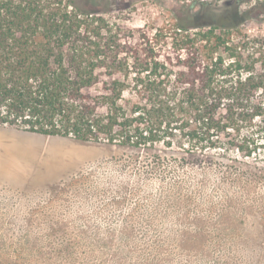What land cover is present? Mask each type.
Here are the masks:
<instances>
[{
  "label": "trees",
  "instance_id": "obj_1",
  "mask_svg": "<svg viewBox=\"0 0 264 264\" xmlns=\"http://www.w3.org/2000/svg\"><path fill=\"white\" fill-rule=\"evenodd\" d=\"M83 1L0 0V127L98 140L173 186L199 164L237 196L264 193V32L251 30L264 2L228 5L207 22L131 27ZM229 202L223 210L251 207ZM173 205L189 225L192 198L177 187ZM186 231L175 245L193 252ZM108 247L116 259V242ZM0 264L20 261L1 246Z\"/></svg>",
  "mask_w": 264,
  "mask_h": 264
},
{
  "label": "clouds",
  "instance_id": "obj_2",
  "mask_svg": "<svg viewBox=\"0 0 264 264\" xmlns=\"http://www.w3.org/2000/svg\"><path fill=\"white\" fill-rule=\"evenodd\" d=\"M0 147V243L11 260L20 264H217V260L253 264L252 248L243 236L216 251L213 259L175 245L176 235L186 230L180 222L184 210L173 205L177 187L181 196L192 198V215L213 223L227 202L237 198V186L225 181L217 169L186 165L176 173L179 185L173 186L158 173L137 168L136 158L115 154L98 140L62 137L46 146L28 139ZM126 190L138 194L135 205L127 200L116 203ZM251 224L248 220L245 228ZM109 240L116 242V259H108Z\"/></svg>",
  "mask_w": 264,
  "mask_h": 264
},
{
  "label": "rangeland",
  "instance_id": "obj_3",
  "mask_svg": "<svg viewBox=\"0 0 264 264\" xmlns=\"http://www.w3.org/2000/svg\"><path fill=\"white\" fill-rule=\"evenodd\" d=\"M258 1L264 2V0H99V7L113 23L131 27H144L145 25L160 27L171 23L179 16L186 17L195 23L207 22L209 21L208 16L218 17L228 5L241 4L243 9H249ZM83 2L80 0L79 3L83 4ZM251 30L264 32V22H261L259 18L254 20L251 22ZM28 139L42 142L46 146L54 145L61 140L60 137H45L0 127V145L5 142L12 143ZM108 148L115 154H122L111 147ZM120 196H124L125 199H120ZM120 196L117 197L116 203L123 205L127 200L135 205L136 198L125 193ZM229 203L236 206L246 203L251 207L247 209L244 207L234 212L222 210L215 223L199 215L193 216L195 209H192L190 223L185 226L186 230H191L185 231L189 234L187 238L193 252L203 253L207 258L213 259L216 251L230 244L234 238L243 236L252 248L253 264H264V193L258 191L249 196L238 195ZM248 220L252 221L250 229L245 228ZM212 241L215 243L211 244ZM1 246L3 249L2 243H0ZM210 247L211 250H209ZM101 264L105 262L102 261Z\"/></svg>",
  "mask_w": 264,
  "mask_h": 264
}]
</instances>
